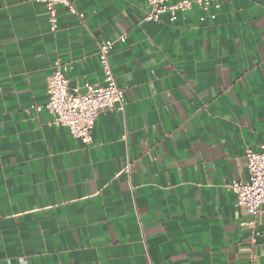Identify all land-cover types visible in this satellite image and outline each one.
Here are the masks:
<instances>
[{
	"label": "crops",
	"instance_id": "crops-1",
	"mask_svg": "<svg viewBox=\"0 0 264 264\" xmlns=\"http://www.w3.org/2000/svg\"><path fill=\"white\" fill-rule=\"evenodd\" d=\"M71 1L83 17L59 5L53 31L39 0H0V264H264V216L228 187L264 144V0L173 22L148 0ZM122 34L125 109L86 144L52 123L48 78L60 61L71 85L102 82L98 46Z\"/></svg>",
	"mask_w": 264,
	"mask_h": 264
},
{
	"label": "built area",
	"instance_id": "built-area-1",
	"mask_svg": "<svg viewBox=\"0 0 264 264\" xmlns=\"http://www.w3.org/2000/svg\"><path fill=\"white\" fill-rule=\"evenodd\" d=\"M39 1L48 11L50 28L53 31L57 28V6L59 5L83 17L71 0ZM195 5L208 10L211 6L220 7V1L148 0V12L145 19L160 22L167 14L169 20L173 22L178 12L191 10ZM126 39L127 35L122 34L116 40H107L99 44L98 57L103 74L102 82L71 85L66 75L69 67L60 61L55 62V69L48 78L49 100L45 107L52 115V123L67 127L75 138L86 144L92 141V133L100 114L107 110L122 112L125 109L126 90L117 84L110 53L116 42L124 43ZM36 108L40 110L42 107ZM245 156L249 178L233 179L228 187L235 192L237 204L256 218L260 215L264 216V144L259 149L248 148ZM255 222L254 219L252 224Z\"/></svg>",
	"mask_w": 264,
	"mask_h": 264
}]
</instances>
